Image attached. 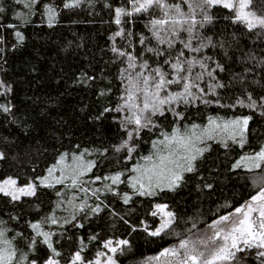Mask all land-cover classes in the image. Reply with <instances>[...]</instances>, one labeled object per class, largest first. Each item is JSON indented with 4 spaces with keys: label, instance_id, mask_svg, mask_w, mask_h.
Here are the masks:
<instances>
[{
    "label": "snow or ice",
    "instance_id": "6c2138e0",
    "mask_svg": "<svg viewBox=\"0 0 264 264\" xmlns=\"http://www.w3.org/2000/svg\"><path fill=\"white\" fill-rule=\"evenodd\" d=\"M14 3L26 10L15 13L19 25L0 24V28L13 30V48L24 43L20 27L27 26L31 16L39 12L51 28L58 22L61 7L78 9L85 0H61L59 5L50 0ZM104 7L113 13L115 30L109 40L113 63L118 65L119 90L115 103L104 107L97 119L111 114L123 133L120 142L112 146L117 170L96 174L94 170L103 161L89 157L107 159L108 149L75 145L60 152L43 174L29 176L24 183L19 175L0 176V199L6 198L10 204L36 197L40 189H54L58 197L49 213L26 221L27 231L11 226L9 220L18 222V216L9 220L0 217V264H120L118 256L131 251L128 239H100L99 234L87 241L79 237L76 250L67 257L57 247L65 235L58 229L66 225L83 228L80 217L98 216L106 209L132 232L142 231L161 240L175 237V243L145 257L140 264H264V144L251 147L249 124L253 117L237 113V109H246L264 116V95L256 97L246 88L238 95L222 94L221 90L232 84L222 81L220 74L226 68L214 54L220 49L231 58L228 53L237 34H248L257 47L264 45V0H105ZM4 12L5 7L0 6V14ZM219 19L228 22L232 40L226 36L214 39L217 34L205 31ZM138 24L142 29H137ZM4 44L0 34V53ZM239 60L252 65L233 75V81L241 85L253 68L264 69V56H257L253 49L243 52ZM11 91L10 85L0 81V96ZM111 94V88L99 93ZM189 109L197 110L198 116L203 109L202 121L193 119ZM208 109H227L233 115ZM0 112L11 114V102L0 103ZM143 144L148 145L146 150L141 148ZM213 145L226 152L240 150L230 171L254 174V194L238 205H220L210 221L179 217L162 201L167 193L185 186L187 176L199 172L198 161ZM6 159L0 150V161ZM204 186L212 188L211 184ZM108 196L123 205L147 201L145 215L152 220L141 219L139 226L130 224L106 199ZM181 224L186 225L183 230ZM92 242L98 246L89 259L84 253Z\"/></svg>",
    "mask_w": 264,
    "mask_h": 264
},
{
    "label": "trees",
    "instance_id": "16d2710c",
    "mask_svg": "<svg viewBox=\"0 0 264 264\" xmlns=\"http://www.w3.org/2000/svg\"><path fill=\"white\" fill-rule=\"evenodd\" d=\"M50 2L61 4V0ZM108 2L117 3V0ZM104 3L105 0H93L90 5L85 0L78 9L65 10L61 7L58 22L51 28L38 12L30 17L27 26L20 27L25 41L15 48L12 47L16 44L13 30L0 28V34L5 40L2 45L4 52L0 53V81L12 89L9 95L0 96V103L10 101L12 105L11 114L0 112V150L7 155L6 160L0 161V176L19 175L21 183H24L29 176L43 174L60 152L72 150L75 145L89 149H108L107 159L93 156V159L103 161L94 170L96 174L102 176L117 170L112 162L115 155L112 146L120 142L123 133L111 114L97 119L104 107L110 106V102L115 103L119 90L118 65L113 63L109 40L115 30L113 13L104 7ZM0 6L5 7V12L0 14V24L19 25L20 22L14 18L15 13L26 10L16 5L14 0H0ZM142 27V24L137 25L138 30ZM205 31L210 35L217 34L214 39L226 36L232 40V29L223 19L215 21ZM237 43L239 49L236 48ZM240 49L243 52L253 49L257 56H264L261 50L264 45L257 47L248 34H237L233 48L229 49L228 56L231 58L225 57L223 50L217 49L214 54L226 68L220 74L222 81L232 84L221 90L222 94L234 96L246 88L256 97L264 95V69L253 68L243 85L233 81L234 74H241L245 67H252L251 64L240 63L239 57L243 54ZM88 77L94 79L89 80ZM108 88L112 89L111 95H99L101 90ZM196 111L189 109L193 119L201 122L203 109L199 116L195 114ZM207 111L233 115L227 109ZM237 113L253 117L249 124L251 147L258 148L264 144V116L246 109H237ZM162 122L167 124V121ZM141 148L146 150L148 145L143 144ZM246 150L250 149L246 146ZM238 151L226 152L219 145H213L212 151L206 153L202 161H198L199 172L187 176V184L175 192L167 193L162 202L168 203L179 217L206 221L213 219L211 213L226 202L233 205L243 203L254 194L251 186L254 174L241 170L230 171ZM205 184H211L212 188H206ZM57 199L54 189H40L36 197L26 198L18 204H10L3 198L0 199V217L9 220L12 215L18 216V222L9 220L11 226L27 231L26 221H35L49 213ZM106 199L112 201L115 210L132 225L139 226L141 219L152 220L145 215L149 206L147 201L123 205L114 197L108 196ZM79 219L84 224L83 228L66 225L64 229H58L65 233L57 245L65 257L76 250L79 237L87 241L89 236L95 234H99L100 239L120 238L130 241L131 251L118 256L120 264H140L145 257L155 255L162 247L176 242L175 237L161 240L149 237L142 231L132 232L128 224L118 216L111 215L107 209L98 216ZM185 227L184 224L180 225L181 230ZM97 246L98 242L89 243L84 255L91 259Z\"/></svg>",
    "mask_w": 264,
    "mask_h": 264
},
{
    "label": "rangeland",
    "instance_id": "374dc122",
    "mask_svg": "<svg viewBox=\"0 0 264 264\" xmlns=\"http://www.w3.org/2000/svg\"><path fill=\"white\" fill-rule=\"evenodd\" d=\"M90 159H93V157H89ZM58 215H60L61 213H57ZM127 264H137V263H135V262H130V263H127ZM139 264V263H138Z\"/></svg>",
    "mask_w": 264,
    "mask_h": 264
}]
</instances>
